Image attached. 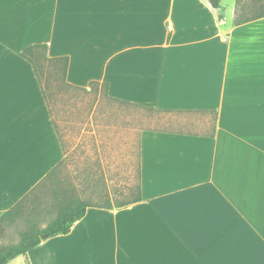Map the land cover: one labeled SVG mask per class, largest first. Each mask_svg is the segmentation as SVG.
I'll list each match as a JSON object with an SVG mask.
<instances>
[{
	"label": "crops",
	"instance_id": "crops-1",
	"mask_svg": "<svg viewBox=\"0 0 264 264\" xmlns=\"http://www.w3.org/2000/svg\"><path fill=\"white\" fill-rule=\"evenodd\" d=\"M31 45L68 57L74 87L204 116L202 132L180 119L141 135V200L89 208L72 229L85 254L99 242L105 264H264V0H0V214L65 156L20 55ZM64 237L9 264H65Z\"/></svg>",
	"mask_w": 264,
	"mask_h": 264
},
{
	"label": "rangeland",
	"instance_id": "rangeland-1",
	"mask_svg": "<svg viewBox=\"0 0 264 264\" xmlns=\"http://www.w3.org/2000/svg\"><path fill=\"white\" fill-rule=\"evenodd\" d=\"M43 72L54 99L52 116L65 156L56 172L28 195L14 218L0 215V250L17 244L32 226L45 228L70 197L101 207L107 202L115 207L138 197L139 143L145 131L172 129L180 119L191 123L185 131L204 130L202 114L152 112L111 99L104 84L84 88L87 93L67 87L62 70L51 66ZM64 236L53 251L65 253V264H105L110 259L103 255L99 242L89 244L85 254L83 242L72 237V231Z\"/></svg>",
	"mask_w": 264,
	"mask_h": 264
},
{
	"label": "trees",
	"instance_id": "trees-1",
	"mask_svg": "<svg viewBox=\"0 0 264 264\" xmlns=\"http://www.w3.org/2000/svg\"><path fill=\"white\" fill-rule=\"evenodd\" d=\"M209 2L215 9L220 8V0H209ZM47 53H48V49L46 45H31L27 47L24 51H22L20 55L24 59H26L33 67V70L36 74L38 82L41 86L46 104L48 106L49 113L52 117L53 125L61 141V138L58 133L56 121L53 119V116H52L54 99H53V96H51L49 92V87H48L49 85L46 86L44 84L47 80H46V73H44L43 70H46L49 72V69L51 68V66L57 68L59 71L62 70L63 81L67 84V87H71L72 89H77V90L78 89L83 90L85 92H87V90L84 88H80V87H74L67 82V72H68V66H69L68 57L50 58ZM45 64H47V66L48 67L50 66V67L45 68L44 67ZM99 84L100 83L98 82H92L90 86L93 87ZM104 85L107 88V85L106 84ZM143 108L149 111H152V112L167 113V111H159V110H154V109L146 108V107H143ZM62 162L58 166H56L45 177L44 181L56 172L57 168L62 164ZM44 181H41L39 185H41ZM28 195H26L13 209H11L10 211L4 214H0V215L4 217L14 218L15 212L21 207V205L24 203ZM140 200H141V196L139 195L132 201L121 202V203H118L116 206L125 207L133 203L139 202ZM91 207L111 209L113 208V205L111 202H107L106 205L102 207L93 206V205H90L88 202L83 201L79 198L70 197L69 199L65 200L64 203H62V205L59 208V212L57 216L45 228H38L36 226H32L27 232H25L22 235L21 240L17 244L9 245V246L1 248L0 264H9L12 260L16 259L17 257L26 255L31 250L37 248L45 240L70 234L75 224L86 216L87 210Z\"/></svg>",
	"mask_w": 264,
	"mask_h": 264
}]
</instances>
